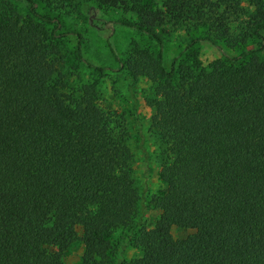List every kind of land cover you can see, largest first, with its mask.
<instances>
[{
  "label": "trees",
  "instance_id": "16d2710c",
  "mask_svg": "<svg viewBox=\"0 0 264 264\" xmlns=\"http://www.w3.org/2000/svg\"><path fill=\"white\" fill-rule=\"evenodd\" d=\"M24 1L26 15L0 0V264H63L76 226L82 264H92L138 216L144 191L123 118L98 103L96 88L68 86L60 20L37 9L82 0ZM90 1L136 14L124 24L159 46L132 42L115 55L127 79L153 87L146 103L159 144L160 187L148 202L160 216L133 241L130 264H264V0ZM172 30L189 40L167 68L163 33ZM201 40L222 57L204 64ZM172 227L191 232L175 238Z\"/></svg>",
  "mask_w": 264,
  "mask_h": 264
},
{
  "label": "rangeland",
  "instance_id": "374dc122",
  "mask_svg": "<svg viewBox=\"0 0 264 264\" xmlns=\"http://www.w3.org/2000/svg\"><path fill=\"white\" fill-rule=\"evenodd\" d=\"M12 1L20 13H29V6L24 0ZM156 1L158 4L162 2ZM82 2L83 6L79 9L51 8L38 2L37 9L44 15L57 16L60 20L57 32L63 35L58 38V46L65 56L63 71L68 86L84 90L96 88L98 103L105 109L117 111L126 124L129 133L128 145L133 152L134 176L136 183L144 191L143 202L139 205L141 211L132 224L119 228L112 234L110 251L95 252L90 261L92 264H130L132 259L139 255L133 241L138 236L147 235L160 216V210L153 208L148 202L160 187L159 144L149 129L152 109L146 103V100L154 95L153 87L145 78L136 82L127 79L119 69L115 55L124 58L132 42L148 47L155 53L159 46L154 39L124 24L126 21H137L136 14L122 9L97 7L90 0ZM90 5L92 6L89 7ZM44 25L50 32L55 23L44 22ZM188 40L189 37L183 30L163 33V61L167 68L170 67L172 56L182 49ZM79 42L80 54L77 51ZM194 47L206 65L222 57V53L208 41L201 40ZM224 51L229 55L239 52L228 47H224ZM260 55L264 57V40ZM95 66L102 67L103 71L100 72ZM209 72L216 74L212 68H209ZM190 232L178 227L171 228L175 238L184 237ZM74 236V242L62 257L63 264H82L87 256L81 226L75 227Z\"/></svg>",
  "mask_w": 264,
  "mask_h": 264
}]
</instances>
